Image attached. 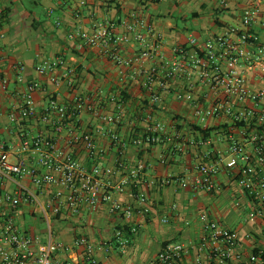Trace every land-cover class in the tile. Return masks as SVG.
<instances>
[{
    "label": "crops",
    "instance_id": "0c3cea01",
    "mask_svg": "<svg viewBox=\"0 0 264 264\" xmlns=\"http://www.w3.org/2000/svg\"><path fill=\"white\" fill-rule=\"evenodd\" d=\"M251 2L253 0H228L224 6L219 0H0V9L6 12L0 30V78L5 77L9 81L7 89H4L0 80V110L3 112L0 117V140L5 141L10 148L11 160L16 161L24 156L20 151L22 139L37 133L52 137L59 149L71 152L87 167L95 163L115 166L121 149L122 156L128 163L144 161L145 169L132 187L134 191L148 195L150 204L149 212L136 211L131 219H123L119 213L111 212L107 202L96 207L85 204L75 214H54L43 206L51 198L53 185L36 186L26 176L20 182L37 194L38 202H23L13 208L0 195V226L11 215L21 230L39 236L44 242L50 231L55 239L66 242L78 234L87 235L93 240L111 239L115 236V228L119 223L134 225L138 230L145 225L155 224L175 232L179 240H163L158 250L142 262L146 264L167 241L186 244L197 242L201 231L199 215L202 212H207L211 218L229 226L224 221L227 222L237 210L247 212L245 222L249 226L243 230L229 227L237 229L243 236L250 233V237L243 238L246 254L255 248L264 250L261 220L250 221L248 218L252 204L245 191L237 184L236 169L222 164L213 191L151 183L154 178L186 175L197 164L212 162L218 154L227 155L229 134H237V126L229 118L216 117L209 118L205 125L199 124L193 105L175 96L183 82H172L169 89L162 91V100L152 103L141 81L133 80L127 71L110 59L104 49L88 45L77 36H71L74 30L91 31L101 21H112L118 31H123L122 21L131 19V14L136 12L152 26L153 36L160 35L158 53L169 60L174 56L173 48L187 44L190 36L202 41L216 34H225L229 27L239 25L242 9ZM166 4L175 7L193 4L196 7L191 11L192 16L197 19L205 16L206 21L198 24L194 32L182 36L177 30L173 31L175 27L170 22L165 21V14L160 8ZM255 30L264 43V28L257 26ZM232 37L235 39V36ZM123 48L124 52L133 50L130 46ZM54 59H60L61 63L51 73L40 74L36 70L37 65ZM262 59L264 61V53ZM17 64L24 65V69L18 70ZM52 75L56 76L57 82L52 81ZM20 77L22 80H19ZM247 78L254 87L264 85L261 69L250 71ZM31 81L42 84V88L34 93L39 112L51 98L69 102L76 94L88 93L100 99L101 113L121 110L122 119L119 123L105 124L102 132L96 134L93 153L69 143L67 127L58 134L51 125L35 118L12 122L8 118V112L20 105L26 85ZM119 94L123 98L120 108L117 103ZM194 94L207 103L205 94L209 95L211 92L207 86L199 85ZM148 115L151 116V122L158 120L164 124L166 133L174 137L173 142H144L141 145L133 143L134 137L143 134L147 128ZM80 123L82 127L93 128L99 121L96 116L87 113L81 117ZM260 125L264 128V122ZM196 126L204 129L213 127V130L205 136ZM258 126L255 122L249 131L252 132ZM110 132H117L121 143H112L108 136ZM190 140L194 142L191 144ZM178 142L184 145L181 150L176 147ZM248 146L252 148L253 143L248 141ZM120 175L118 171L110 177L111 181H118ZM0 182L3 189L8 191L13 192L18 188L13 179L3 177ZM113 198L122 204L137 205L130 188L114 193ZM38 211L43 213L48 229L36 231L32 227L21 228L17 221L25 220L29 214L35 216ZM54 227L58 229L55 230ZM61 227L64 228L60 230ZM135 234L130 236L124 251L115 247L108 254L98 252L102 262L120 264L121 258L134 244Z\"/></svg>",
    "mask_w": 264,
    "mask_h": 264
},
{
    "label": "built area",
    "instance_id": "2783aa9c",
    "mask_svg": "<svg viewBox=\"0 0 264 264\" xmlns=\"http://www.w3.org/2000/svg\"><path fill=\"white\" fill-rule=\"evenodd\" d=\"M219 2L226 6L228 0ZM3 21L4 13L0 9V30ZM122 26L124 30L118 31L112 21H101L91 31L74 30L71 36L104 49L133 80L141 81L152 103L162 100V91L169 89L172 82H183L175 96L193 105L199 124L205 125L212 117L229 118L235 126L244 123L237 127V134L230 132L227 155L218 154L212 162L197 164L186 175L154 178L151 183L213 191L222 164L236 169L237 184L252 204L248 218L250 221L260 219L264 231V130L257 129L264 122V85L254 87L247 78L255 69H261L264 78V43L255 30L257 26L264 28V0H253L245 6L240 24L229 27L225 34H216L202 41L190 36L187 44L173 48L174 56L169 60L158 53L160 35L153 36L152 26L136 12L131 14V19L123 20ZM123 46H130L133 50L124 52ZM60 63V59L46 60L37 65L36 70L40 74L51 73ZM16 68L21 71L24 65L17 64ZM51 79L58 81L54 75ZM0 80L2 87L7 89L8 79L2 77ZM199 85L207 86L211 92L205 94L207 103L194 94ZM41 88L39 81L27 83L22 102L8 112L10 121L35 118L51 125L58 134L67 127L69 143L93 153L96 134L102 132L105 124L119 123L122 119L121 110L101 113L100 99L88 93L76 94L69 102L51 98L39 112L34 93ZM117 100L120 108L121 94ZM87 113L98 118L97 126H81V117ZM2 114L0 110V117ZM148 118L147 128L143 134L134 137V144L174 141L162 122H151L150 115ZM255 122L259 126L250 132ZM108 136L112 143H121L117 132H110ZM248 141L253 143L252 148H249ZM193 142L190 140L191 144ZM176 147L181 150L184 145L178 142ZM20 151L24 156L12 161L10 148L0 140V180L7 177L18 185L17 190L11 192L3 189L0 182V195L13 208L23 202H38L37 194L20 182L27 176L36 186L53 185L51 198L43 206L54 214H75L85 204L96 207L103 202L109 203L110 211L119 213L123 219H131L136 211H150L148 195L134 191L132 187L146 165L142 160L128 163L121 149L115 166L95 163L87 167L71 152L59 149L52 137L37 133L22 139ZM118 171L120 179L112 182L110 177ZM128 188L137 205L122 204L113 198L114 193ZM199 220L201 231L197 242L167 241L146 264H264L263 249L255 248L246 254L243 238L250 237V233L243 236L237 229L211 218L207 212H202ZM137 231L134 225L119 223L111 239L93 240L78 234L69 242L55 239L50 231L44 242L39 236L21 230L9 215L0 226V264H104L98 252L108 254L115 247L124 251L130 236Z\"/></svg>",
    "mask_w": 264,
    "mask_h": 264
},
{
    "label": "rangeland",
    "instance_id": "374dc122",
    "mask_svg": "<svg viewBox=\"0 0 264 264\" xmlns=\"http://www.w3.org/2000/svg\"><path fill=\"white\" fill-rule=\"evenodd\" d=\"M196 6L191 4L189 6L181 4L180 6L162 5L160 10L165 14V21L170 22L175 30L180 32L182 36H186L190 32H194L198 28V24L206 21L205 16L200 19L192 16L191 11ZM160 11H158L159 13ZM247 212L234 211L233 216L226 222L229 226L237 227L238 229H247L249 224L245 222ZM18 224L21 228L32 227L36 231H42L48 229V223L43 217V213L38 211L35 216L30 214L26 216L25 220H18ZM159 227L155 224H148L141 227L135 234V242L129 248V251L121 258L120 264H142L145 262L151 254L156 252L163 240L173 239L179 240L175 235V232L167 230L166 228ZM64 227H61L62 230ZM55 230L58 227H54ZM47 238H45L46 240Z\"/></svg>",
    "mask_w": 264,
    "mask_h": 264
},
{
    "label": "trees",
    "instance_id": "16d2710c",
    "mask_svg": "<svg viewBox=\"0 0 264 264\" xmlns=\"http://www.w3.org/2000/svg\"><path fill=\"white\" fill-rule=\"evenodd\" d=\"M3 13H4V19H5L6 12L3 10ZM242 125H244V123H239L237 127L242 126ZM196 128L199 129L205 136L209 135L211 133V131L213 130V127L204 129V128H201L199 126H196ZM257 129L260 131L264 130L263 126H259ZM255 251H257V250H255Z\"/></svg>",
    "mask_w": 264,
    "mask_h": 264
}]
</instances>
